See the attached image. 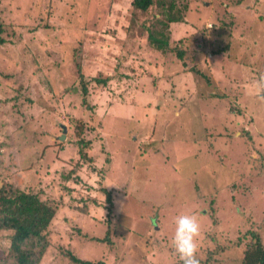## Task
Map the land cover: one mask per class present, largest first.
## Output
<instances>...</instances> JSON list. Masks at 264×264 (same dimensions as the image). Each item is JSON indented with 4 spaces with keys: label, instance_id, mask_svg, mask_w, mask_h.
Returning a JSON list of instances; mask_svg holds the SVG:
<instances>
[{
    "label": "rangeland",
    "instance_id": "obj_1",
    "mask_svg": "<svg viewBox=\"0 0 264 264\" xmlns=\"http://www.w3.org/2000/svg\"><path fill=\"white\" fill-rule=\"evenodd\" d=\"M159 1L164 7L136 10L134 21L125 23L129 35L124 29L109 35L100 18L109 17L112 0H0V22L12 24L0 48V73L13 74L10 80L0 74L4 174L21 189L36 184L42 198L63 194L76 210L58 215L50 229L56 248L41 264H67L60 250L68 249L98 264H183L171 240L176 218L184 214L195 215L201 225L200 264H241L237 239L252 222L264 223V8H253L255 0H190L186 21L165 30L161 11L173 0ZM21 3L28 5L26 12ZM226 10L238 20L224 15ZM70 11L89 34L71 35L64 27ZM151 28L169 32L171 49L160 62L139 44L120 51L123 40L113 51L107 38L127 34L144 42ZM178 52L184 53L181 59ZM19 86L30 87L35 103L12 99ZM201 93L212 98L202 100ZM227 104L240 110L233 125L228 116L221 118ZM76 122L87 128V156L69 142L80 138ZM226 125L232 126L217 138ZM84 157H93L102 171L92 172L87 164L72 169L70 178L60 177ZM101 185L113 194L111 220ZM91 196L100 202L95 211L84 209ZM107 229L110 242L102 240ZM218 246L226 249L214 253Z\"/></svg>",
    "mask_w": 264,
    "mask_h": 264
},
{
    "label": "trees",
    "instance_id": "obj_2",
    "mask_svg": "<svg viewBox=\"0 0 264 264\" xmlns=\"http://www.w3.org/2000/svg\"><path fill=\"white\" fill-rule=\"evenodd\" d=\"M189 1L190 0H183L181 4L178 3V5H176L175 0H173L171 1L173 4H171L168 9H165L162 8L164 6H162V2H160L159 0H118V1L112 0L108 12L109 17H105L104 19L100 18V23L102 22V25L105 26L103 33L112 35L115 32L116 34L119 35L120 33H122L123 29L125 32L128 33L127 27L129 26L130 22L134 21L133 16H135L136 10L147 11L154 4H157L158 6L160 5L162 6L161 12L164 17L160 19V24L165 30H169L170 29L169 26L171 24L173 25L174 23H177L178 25H180V23H184L186 21L185 20L186 16L184 13L189 9V5H190ZM236 2L237 4H239V3H243L244 0H236ZM21 5L23 7L25 5L27 6L24 10L26 12L28 10V5L27 4L23 5L22 3ZM70 5L72 10H74L75 4L70 3ZM76 5L79 6L80 3L76 2ZM257 5H259V7L261 8L262 7L264 8V3H256V0L253 1V5L251 6L255 8ZM18 7H20V5ZM47 13L49 15H52V13H54V10L51 9ZM227 13L229 14V17L231 16L236 17V15H233L231 10H226V14L224 15H227ZM262 13H263L262 16L263 19L264 11ZM65 16L68 17V21H65L63 25L65 28L71 31L70 33L71 35H75V33L86 34V35L89 34L88 29L86 33V25L82 24V20L80 21L78 19V16L74 11H70L69 13H66ZM236 20H238L237 17L235 18V21ZM127 22L129 23L125 25V23ZM226 24L230 26L229 28H227V30H231L233 24L232 20L231 22H226ZM9 25L12 24H8L3 21L0 22V48L3 44L7 42V38L5 37L4 32L6 31L7 26ZM202 31H206L207 33L209 30L208 28L203 27ZM168 34L164 33V30H160L159 28H151L149 29V34L144 40V42L142 41L141 37H136V36L130 37L131 40L130 42L127 34L125 36L126 38L124 37L125 39L124 38L119 39L120 36L112 37V39L109 37L107 38L110 46H112L113 51H115L116 49L114 43L117 42L122 43L123 40V45L120 51L123 50L127 51L128 45H130L131 48H135V46L137 47L136 44H139L138 47L141 51H144L145 48L149 47L150 51L148 52V54H150L154 58L153 59L154 61L159 60L160 62V59L164 57V53L167 50L171 49ZM86 35L82 36V38L79 40L80 42L79 44H82V42L84 41L83 37H85ZM126 40H128L129 43L126 42ZM85 43L86 41L84 42V44ZM229 45L230 44H226L225 47L218 49V52L219 53L224 52L227 48H229ZM135 52H133V54H135ZM178 56L181 59L184 56V53L178 52ZM133 69L135 70V68ZM1 73L6 78V80L8 79L10 80L13 77L12 72H8V73L1 72ZM79 75H81L80 78L82 83V89L86 93L88 91V86L84 81L83 78L84 75L81 69H79ZM202 76L205 77L207 81L206 83L208 85L212 84L211 78L209 76H206L205 74H202ZM94 79L98 82H103V83L107 82V80H101L99 78H94ZM134 83L136 86L139 85L136 82ZM15 90L18 91V94H16L15 97H13L12 99L18 98L20 100L22 99L29 103L31 102V104L35 103L33 102V99L28 95L29 91L31 90L30 87L22 88L21 86H19L18 88H15ZM198 96L202 100L203 99L208 100V98H212L209 95H206L205 93H201ZM216 96L218 102L224 101L221 100L223 94H218V95L216 94ZM83 101L84 103L87 104L86 100ZM14 103L15 102H13V104ZM228 104L225 107V110L222 113L221 118L224 119L226 118V116H228L233 125L235 119V114L233 113L235 112V110L238 112H240V110H238L235 105L232 104L231 106H228ZM87 107L93 109V111L95 112L94 107L92 105L87 104ZM55 110H56L55 108H52V112ZM232 125H228V126L230 127ZM75 126H76V133L78 136H80V138L78 140H69V142L75 144L77 143L80 147L79 150L81 149L80 152L81 156L82 157L84 155L87 156L86 153H82L83 150L85 151V149L88 148L87 146L90 144V141L86 140L82 135V132L85 131L87 128L83 122L81 124L80 122L79 123L76 122ZM228 126L226 125L220 132H218V136L216 137L221 138L222 136H224L226 134ZM88 131L89 130H87L85 133H87ZM147 147L151 148L153 152L155 151L153 149V144H148ZM30 153H32V151L28 152L29 155H31ZM93 160H94L93 157H89V158L84 157L83 159L84 162L83 161L76 162L74 166H70L69 168H67L68 169L67 171L66 169L60 171V177L63 176L64 179L70 178L73 172L72 169H76L75 171H78L79 168L82 167V165H86L87 168H89L88 165H93L91 166L92 167L91 171L99 174L100 171L102 170L96 167V165H94L95 163H93ZM75 165H77L78 167L76 168ZM2 166H3V162L1 161L0 162V264H41L42 261L44 260V257L52 253V251H50V248L52 249L56 248L55 246L52 245L54 236L53 238L52 237L50 238V235L53 234L51 230L55 225V221L58 219V215L63 211L67 212L71 210L72 213L76 212V210L74 209L75 207L73 204V199L71 198L72 202L65 201L63 199L65 196H63V194H60L59 197L53 195V196H49V198H42L41 195L35 190L37 189L36 184H33L32 182L31 184H29L27 188L21 189L15 187L10 181V178H8L4 174V170ZM80 177L81 176L78 177L79 182L83 183V179ZM73 183L75 185H81V184H76L75 182ZM100 189L104 194L107 195V199L104 204L106 205V211H107V214L105 216L109 217V219L111 220V215L113 213V208H114L113 194L104 185H101ZM99 203L100 202L96 197L91 196L88 199H85L84 204L86 205V207H84V209L86 208L87 211L88 209L95 211L96 206H98ZM84 209H78V210L79 212H83ZM65 215L66 214L64 213L63 216ZM95 217L97 216L95 215ZM98 219L102 220V218L99 216ZM107 223L109 222L107 221ZM247 223H251L250 220L247 221ZM260 223L252 222L251 228L244 231L243 236L237 239L238 240L237 244L240 246L242 245L241 264H264V240L261 234L263 232L262 230H264V223L261 224ZM238 231L241 233L243 231V228H238ZM109 238H110L109 229H107L106 236L102 240L110 242ZM69 243L72 246V239H69ZM216 249L217 250L214 253H219L218 251L225 250L226 247L218 246L216 247ZM62 252L63 251L60 250V253L62 254V258L63 259L67 258L68 260L67 264H98L82 259L72 250L68 249L63 253ZM211 259L212 258H210V260ZM214 260L218 261L219 258H214ZM62 261H63L62 259H59V262H61V264Z\"/></svg>",
    "mask_w": 264,
    "mask_h": 264
},
{
    "label": "clouds",
    "instance_id": "obj_3",
    "mask_svg": "<svg viewBox=\"0 0 264 264\" xmlns=\"http://www.w3.org/2000/svg\"><path fill=\"white\" fill-rule=\"evenodd\" d=\"M260 79L264 81V76ZM200 234L201 225L195 215L184 214L176 218V228L171 243L183 264H200L197 256Z\"/></svg>",
    "mask_w": 264,
    "mask_h": 264
},
{
    "label": "water",
    "instance_id": "obj_4",
    "mask_svg": "<svg viewBox=\"0 0 264 264\" xmlns=\"http://www.w3.org/2000/svg\"><path fill=\"white\" fill-rule=\"evenodd\" d=\"M64 131H66V128H64ZM60 140H64V136L59 137Z\"/></svg>",
    "mask_w": 264,
    "mask_h": 264
}]
</instances>
